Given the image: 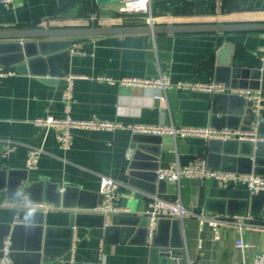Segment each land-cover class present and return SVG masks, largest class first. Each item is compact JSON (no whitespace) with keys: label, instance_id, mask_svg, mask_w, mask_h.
<instances>
[{"label":"crops","instance_id":"0c3cea01","mask_svg":"<svg viewBox=\"0 0 264 264\" xmlns=\"http://www.w3.org/2000/svg\"><path fill=\"white\" fill-rule=\"evenodd\" d=\"M122 0H12L0 3V31L57 30L96 27H140L148 25L139 15L119 13ZM155 26H186L207 24L264 23V0H151ZM105 13H113L105 14ZM31 41V40H30ZM50 55L36 61L31 72L17 66H0L15 71L12 77L0 78V185L2 171L12 172L11 180L26 177L17 192L41 179L57 181V190L71 185L72 195L83 196L88 204H101L99 182L101 177L117 181L123 161L133 154V136L127 129L113 131L74 130L71 147L61 151L54 130H43L33 125L38 118L64 117L62 95L72 81L69 115L77 121L96 119L140 126H169L174 128L204 129L212 127L213 95L200 91L168 90L164 93L139 87H122V79H149L165 76L170 83L216 82L217 52L223 45L233 47L234 66L259 71L257 83L250 91L264 97V70L258 51L264 48V32L218 34H160V35H106L72 38L66 55L63 43L67 38L48 39ZM77 46L80 53H71ZM46 59V60H45ZM46 72L47 75L43 73ZM60 73L54 79L50 74ZM84 77V78H82ZM96 77L109 78L113 84L98 82ZM222 84V83H221ZM230 89V88H229ZM229 94V93H224ZM161 96L156 98V96ZM232 95V94H229ZM235 103V108H237ZM264 116V115H263ZM255 113L251 122H262L260 135L264 136V117ZM220 127V122L214 123ZM250 125V124H249ZM257 125V127H258ZM241 126V124H240ZM161 138L158 169L178 164L186 155L188 165L198 159L206 161L207 141L196 137ZM8 143L15 146L5 154ZM31 147L42 149L37 169H25L26 152ZM5 183V182H3ZM117 213L122 219L114 231L105 233L110 216L104 215L103 227L98 215L81 219V226L72 229L71 248L67 247L69 214L60 210L44 213L43 227L50 233L48 253L60 257L43 259L42 264H170L158 249H171L180 264H252L254 257L264 253V212L251 217V194L240 184L224 189L212 179H183L166 183L167 194L175 197L187 211L179 221L180 248H153L151 238L138 233L137 214L143 212L146 193L121 183ZM27 196V195H26ZM28 197V196H27ZM9 200L7 190L0 188V201ZM248 201L243 217L225 216L217 211L229 204L235 214ZM72 203V202H71ZM170 203V202H169ZM19 211L0 207V231L16 221ZM221 220L218 239H215L211 219ZM147 225V222H146ZM132 231L125 237L123 229ZM146 227V226H145ZM156 232V228L154 233ZM162 243H171V228L166 229ZM241 240L245 248H237ZM102 255V261L100 259Z\"/></svg>","mask_w":264,"mask_h":264},{"label":"water","instance_id":"95a60500","mask_svg":"<svg viewBox=\"0 0 264 264\" xmlns=\"http://www.w3.org/2000/svg\"><path fill=\"white\" fill-rule=\"evenodd\" d=\"M112 14L113 13H105ZM264 32V23H243V24H207V25H186V26H155L145 25L138 27H112L99 28L92 22L89 28L82 29H57V30H14L0 31V66L7 67L15 65L19 70L31 72V66L36 61L43 60L51 54L48 39L67 38L63 43L66 55L72 45V38L106 36V35H160V34H218V33H258ZM31 40V41H30ZM46 60V59H45ZM47 75L44 71L43 76ZM60 73H52L50 76L58 78ZM216 81L224 84L232 90L246 91L257 88V83H248V79L254 81L259 78V71H251L234 66L233 47L223 45L217 52V68L215 71ZM237 103V108H235ZM212 127L217 130L240 129L249 130V124L254 119L255 113L251 109V102L245 101L243 97L229 94H214L212 101ZM264 110L258 112L259 119L263 120ZM215 122H220L221 126L216 127ZM241 124V126H240ZM262 122L257 127L261 132ZM161 138L149 135L133 136L131 148L133 154L126 158L121 166L117 181L126 184L134 189H138L153 198L166 202H173L175 197L167 194L166 182L158 180L155 172L158 170L157 159L159 156ZM206 164L214 171L230 172L238 174H254L264 177V143H252L250 141L237 140H208L206 146ZM190 158L186 155L179 157L181 166L187 163ZM12 172L2 171L0 188L7 190V198L15 200L17 192L22 183L26 181L24 176L11 180ZM5 182V183H3ZM57 181L52 179H41L29 186L22 188V193L26 194L29 201L37 204H45L50 209L44 210H20L16 215V221L11 225L3 226L0 231V259L3 256V241L9 240L8 258L11 264H42L43 259H50L48 253L47 238L51 228L43 227L44 213L50 210H60L69 214L68 238L65 251L71 248L72 229L81 226L79 221L92 215H98L101 219L100 227H103L104 214H97L93 210L96 204H88L87 200L81 196L72 195L71 185L59 191ZM143 212L137 214L136 220L140 224L138 233H143L147 239L146 217L149 203L152 199L143 198ZM72 202V203H71ZM218 210L217 213L225 216L243 217L248 209L247 203H242L243 209L235 214L231 207ZM264 212V192H258L251 197V208L249 215L258 217ZM110 224L104 228L105 233L117 229V225L122 221L120 216L109 214ZM133 226L123 229L125 237L132 231ZM171 228V243H162L166 238V229ZM177 219H160L157 221L156 232L152 235L150 246L153 248H180V230ZM62 254L56 255L60 257ZM54 257V258H55ZM68 264V263H65Z\"/></svg>","mask_w":264,"mask_h":264},{"label":"built area","instance_id":"2783aa9c","mask_svg":"<svg viewBox=\"0 0 264 264\" xmlns=\"http://www.w3.org/2000/svg\"><path fill=\"white\" fill-rule=\"evenodd\" d=\"M0 3L8 6L12 3V0H0ZM119 13L122 15H139L148 25H153L154 18L151 12V0H122L119 8ZM77 46H73L70 50L71 53H80ZM258 58L261 62V70H264V48L258 51ZM16 72L11 70L0 69V78L15 76ZM76 77H66L67 86L63 92L62 100L64 103V117L56 119L53 117L38 118L33 121V125L43 130H54L55 140L58 148L65 152L71 147V134L74 130H88V131H113L116 129H127L133 134L137 135H149L153 137H161L168 135L173 138L184 137H196L208 140H237V141H250L252 143H264V136L260 135L257 131V122H251L249 130L235 129H222L215 130L212 128L204 129H187V128H174L169 126H140L130 125L122 127L120 124H115L110 121H99L96 119H88L84 121H77L70 117V99H71V87L72 81ZM84 78V77H82ZM98 82H107L113 84L114 81L109 78L96 77ZM118 85L122 87H139L145 89H151L164 93L168 90L176 91H200L213 94L229 93L243 97L245 101H250L253 113H258L260 110H264V97L257 91H238L232 90L226 87L224 84L209 82V83H191V82H178L175 84L170 83L167 77L159 76L149 79H122L118 81ZM156 98L161 96L157 95ZM15 146L8 143L6 145L4 153L7 154L13 151ZM42 153L41 148L31 147L26 152L25 169L27 171H34L37 169V160ZM158 180L166 183H178L183 179H212L217 182L221 188H228L231 185L240 184L244 186L251 194L258 192H264V177L254 174H238L230 172L214 171L208 168L204 159H198L191 164L180 167L178 164H171L164 169H158L156 172ZM122 184L116 180L108 177H101L99 182V194L101 196V204L96 208L97 212H100L106 216L109 214H116L123 212L122 209L117 207V201L120 197H128L126 195H119L118 188ZM1 208L20 210H48L50 206L45 204H37L29 201L26 195H19L15 200H1ZM187 211L183 208L180 202L169 203L157 198H153L149 203L145 217L147 220L146 230L147 237L150 239L154 234V230L157 225V221L160 219H179L181 220ZM223 222L219 219H211L209 225L212 227L215 239H218L219 228ZM237 248H245V244L241 240L236 242ZM3 256L0 259V264H11L8 258L9 254V240L6 238L3 241L2 248ZM159 255L167 256L170 259V264H180V259L175 255L171 249H158ZM102 261V255L100 254ZM252 264H264V253L258 254L254 257Z\"/></svg>","mask_w":264,"mask_h":264}]
</instances>
